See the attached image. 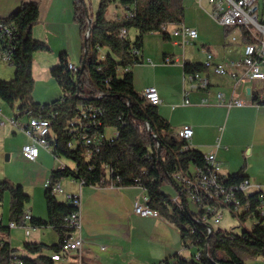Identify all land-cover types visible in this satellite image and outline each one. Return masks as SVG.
<instances>
[{
  "label": "trees",
  "instance_id": "obj_1",
  "mask_svg": "<svg viewBox=\"0 0 264 264\" xmlns=\"http://www.w3.org/2000/svg\"><path fill=\"white\" fill-rule=\"evenodd\" d=\"M111 1L114 0H99L96 13L90 14L85 0H73V21L78 25L82 41L80 62L86 40L85 64L83 69L80 63L76 70L69 68L68 54L61 51L49 73L59 85L62 96L43 104L36 102L32 95L34 53L50 50L48 43L33 35V28L39 22V5L36 1H25L6 17H0V24L12 28L10 64L14 66L12 78L0 80V100L16 107L19 114L30 113L49 119L53 131L49 136L52 152L72 163L63 162V168L58 164L48 176L49 183L43 194L45 218L29 211L28 222H23L30 195L21 184H14L9 179L0 181V203L5 191L9 193V222L14 221L19 227H50L57 235V240L51 244L24 241L25 253L16 255L18 248L9 242L11 227L0 219V264H56L50 254L60 252L64 238L73 231L65 217L76 209L72 202L58 200L52 190L66 177L93 185H141L148 204L174 223L181 236L184 253L176 252L159 262L247 264L248 258L264 257V215L260 213V192L235 191L234 197L245 206L241 212H235L234 205L222 201L223 194L218 197L204 195L203 203L228 208L241 223L252 220L251 227L240 232L214 228L213 225L209 231L211 224L202 220L204 208L192 210L185 195L174 199L182 188L175 175L190 174L193 166L207 168L204 153L175 135L169 121L159 113L158 105L151 104L134 87L130 67L143 62L144 36L156 31L164 40H169L171 35L164 27L183 22L184 0H118L123 12L132 14L115 13V16L108 17ZM232 28H225V33ZM132 30L136 32L134 38L130 37ZM242 36L245 42L250 40L244 30ZM0 43L3 44V40ZM206 48L210 49L209 46ZM182 67L184 73L207 69L203 62L189 60H184ZM118 69H121L120 73ZM252 97L257 99V93ZM107 129H111V134L116 132L112 139L105 137ZM86 132L88 136L103 134L100 144L85 145L81 136ZM242 170L222 173L220 182L224 187L237 185L248 178ZM165 184L174 186L176 193H164L161 188ZM193 247L196 252H191L190 256L185 254V250Z\"/></svg>",
  "mask_w": 264,
  "mask_h": 264
},
{
  "label": "crops",
  "instance_id": "obj_2",
  "mask_svg": "<svg viewBox=\"0 0 264 264\" xmlns=\"http://www.w3.org/2000/svg\"><path fill=\"white\" fill-rule=\"evenodd\" d=\"M25 1H36L39 5V22L33 28V35L49 44L50 50L46 52L65 51L70 63L78 65L82 41L78 25L72 19L73 0H0V17H6ZM204 3L210 6L211 11L212 5L208 0H192L189 5H185L184 20L179 25L194 27L199 24L200 21L188 17L187 10L195 14L202 12ZM220 25L221 35L215 41L226 48L232 46L233 54L224 48L215 55L212 42L201 41L197 50L202 48L204 56L199 59L197 53L190 50L189 46L185 47V44L179 42L180 38L176 39L177 36L164 40L156 31L148 33L149 36L145 35L147 37L144 36L146 39H143V62L148 61V66H155L156 62H165L166 58L172 59L181 70L182 82L179 80V84L168 91L157 88L153 81L143 88L150 85L157 88L161 99L158 105L159 113L169 121L172 128L177 127L174 132L184 125L191 126L193 132L188 140L190 147L197 148L204 154L214 153L224 174L243 168L242 173L249 177L252 184H259L264 188V78L236 81L227 74H216L211 68L203 71L210 80L206 88H189L183 78L184 60L202 63L207 50L214 54L216 61L243 55L245 41L242 31L232 28L225 33V28L229 27ZM64 26L70 28V42L64 36ZM175 27V24H170L168 29ZM198 32L199 38L209 40L206 31L201 29ZM152 37L158 40V47L155 42L151 44L148 41ZM171 42L175 45L174 49H165ZM178 45H181V48H177ZM261 70L264 72V66ZM185 90H188L190 102L184 105L181 102ZM217 91H222L226 99L232 95L241 97L246 104L231 107L218 104ZM254 93L261 96V101H253ZM179 112L186 119H177ZM72 183L75 186L72 191L63 185L62 187L65 192L80 195L81 227L74 235L82 238V246L80 250L71 252L61 260L72 258L74 264H155L176 252H183L180 232L174 223L162 215L140 216L134 213V201L137 198L142 199L145 193L141 186L80 185L78 181ZM31 214L36 215L35 212ZM12 229L10 228L9 236L11 245ZM262 261L264 264V257Z\"/></svg>",
  "mask_w": 264,
  "mask_h": 264
},
{
  "label": "built area",
  "instance_id": "obj_3",
  "mask_svg": "<svg viewBox=\"0 0 264 264\" xmlns=\"http://www.w3.org/2000/svg\"><path fill=\"white\" fill-rule=\"evenodd\" d=\"M211 5V15L223 26L239 28L247 32L250 40L245 42L243 55L238 58H229L222 61H216L214 54L207 50L206 58L203 61L207 68H211L213 72L219 75L227 74L236 81H242L245 79H257L264 78V72L261 68L264 66V15L259 18L258 16V3L257 0H208ZM123 8V7H122ZM124 14H132L131 12H123ZM170 25V24H169ZM167 29L171 36H180L179 42L184 45L189 40H195L197 37V30L185 25H176L173 29ZM122 30V34H124ZM88 32H86L87 35ZM12 28L6 24H0V40H3V44L0 43V61L10 63L12 60L10 44H11ZM234 39V37H232ZM135 52H138L135 50ZM165 62H174L170 58H166ZM69 68L76 70L77 65L69 63ZM184 81L188 84L189 88H206L210 84V80L207 74L203 72L184 73ZM188 90L184 91V97L182 104H188L189 98L187 95ZM141 95L153 105H159L161 102L158 90L155 86L150 85L142 89ZM261 96L253 101L260 100ZM217 103L231 106H242L246 102L241 97L232 95L226 99L222 91L216 92ZM252 101V102H253ZM2 108L0 107V126L10 125L13 129L21 128L28 138V141L22 145L21 151L23 155L30 159L35 160L38 157L41 148L48 149L50 152L53 150V145L49 136L53 135L52 128L50 126L49 119L42 116L31 115L30 113L17 114L11 116H4L2 114ZM192 128L189 125L182 126L179 130L174 132L175 135L186 139L187 141L192 136ZM111 135H105L106 138L112 139ZM103 134H94L88 136V133L82 134V142L85 145L100 144V140ZM90 154V151H88ZM53 156L59 160V166L64 167L63 161L60 157ZM207 168H201L193 166L190 174L181 175L180 173L175 175L176 180L181 183V191L174 195V199L185 195L188 201L197 208H204L205 212L202 216L203 221H208L211 225L208 226V230L212 229V225L219 224L220 218L224 210L228 208L223 207L220 204L203 203L202 197L204 195L210 197L221 196V200L234 205L235 212H241L245 209V206L240 205L239 200L234 197L235 191H242L244 193L250 191H259L260 197V213L264 215V188L259 184H252L249 177L244 178L237 185H230L224 187L220 182V176L222 174L220 164L215 157L214 153L204 154ZM106 167V171H107ZM104 177H102V181ZM80 185L85 184L83 181H79ZM49 180L44 182V186L48 185ZM111 186H117L110 184ZM139 185V184H138ZM141 186V185H139ZM142 187V186H141ZM143 188V187H142ZM144 189V188H143ZM54 193H61L64 195L65 200L72 202L76 209L65 217L66 223L73 229L72 232L64 238L62 243V250L60 252H54L50 254L53 261H59L63 257L69 255L71 252L80 250L82 246V238L79 235H74L75 231H78L81 227L79 207H80V195L79 193L65 192L61 183H56L52 188ZM145 190V189H144ZM228 190L226 193L225 191ZM133 211L140 216H160L157 209L152 208L148 204V198L146 193L142 196V199L137 198L133 204ZM30 218L29 210L24 215L23 222H28ZM10 227L16 226L14 221L9 222ZM25 226V233H29V228ZM156 264H165L164 262H157ZM174 264V263H172Z\"/></svg>",
  "mask_w": 264,
  "mask_h": 264
},
{
  "label": "rangeland",
  "instance_id": "obj_4",
  "mask_svg": "<svg viewBox=\"0 0 264 264\" xmlns=\"http://www.w3.org/2000/svg\"><path fill=\"white\" fill-rule=\"evenodd\" d=\"M85 2L89 9V13L95 14L99 5V0H85ZM190 2H192V0H184L185 5H189ZM257 3V13L259 18H261V16L264 15V0H257ZM202 10V12H197L196 14L187 10V14L190 19L196 20L197 22L200 21V23L196 26L188 27L196 28L197 32L203 29L206 31L205 33L209 35L207 38L209 40H203V38H199V36H197L196 40H189L184 45L185 47L189 46L190 50L196 52L199 59L202 58V55L204 56V50L202 48L197 50L201 41H211L215 55L226 48V46H223L219 42L215 41V39H218L221 35V25L211 15L210 6L204 3ZM123 11L124 9L119 6L118 0H114L108 5L107 15L108 17H113L115 16V13L121 14ZM63 33L65 38H67V41L70 42L72 37L70 28L68 29L64 26ZM135 33L136 32L132 30L130 37L134 38ZM146 35L149 36L148 34ZM178 38H180V36L176 37V39ZM148 41L151 44L155 42L156 47L159 46L158 40L156 41L154 37L150 38ZM170 44L171 45H167L164 48L168 50L174 49L173 47H175V45H173L172 42ZM177 48H181V45H178ZM228 49L231 51V54H233L232 46H228L225 50ZM81 54L82 52H80L77 63L80 61ZM58 55L59 52L48 53L46 51H36L34 53L32 73L35 82L32 95L36 102L41 104L48 103L62 96V91L59 85L49 73L50 67L57 63ZM153 61H155L154 58ZM156 63L157 64H155V66H148V61H145L143 63H136L130 67V70L133 73V83L137 91L141 92L144 85L148 84L150 81H153L157 88L168 91L169 89H174L179 84V80H182V77H180L181 70L175 62L162 61L161 63ZM13 70L14 66L12 64L0 61V80L11 79L13 76ZM118 72L120 73L121 69H118ZM0 107L3 111L2 114L6 117L17 113L16 107L12 108L2 100H0ZM177 119L184 120L186 117L181 116V113L179 112L177 114ZM173 128V130H176L177 127L173 126ZM107 134H111V129H107ZM27 141V136L21 128L13 129L10 125L0 126V181L9 179L14 184H21L25 192L30 195V202L26 205V209H30L31 213L35 212L37 216L45 218L47 213L43 195L45 191L44 182L48 179L51 170L57 167L59 160L53 156L52 152L44 148L40 149L39 156L35 160L26 158L23 155L21 148ZM61 160L67 165H72L71 161L64 156L61 157ZM73 181L77 180L73 179V177H66L61 180V185L72 191L75 187L72 183ZM161 189L164 193L169 195H174L176 193V189L172 185L165 184ZM55 194L58 200H65L63 194L57 192ZM189 206L192 210L195 209V206L191 203V201H189ZM0 219H2L4 224L9 223V193L7 190L5 191L3 201L0 203ZM251 224V219L241 223L238 216L232 215L228 210H224L219 224H215L213 227H220L223 230L240 232L244 228H250ZM11 228H13L11 240L12 246L18 248L16 255H22L25 253L22 248L24 241H42L44 243L51 244L57 239L55 231H53L50 227L34 228L37 231H33L34 229L32 230L28 227L30 231L28 234L25 233V226H14ZM191 252H196V248L193 247L185 250V254L188 256H190ZM262 258L263 257L260 256L248 258L246 262L247 264H263ZM74 263L75 261L72 258L66 261L61 260L56 262V264Z\"/></svg>",
  "mask_w": 264,
  "mask_h": 264
},
{
  "label": "water",
  "instance_id": "obj_5",
  "mask_svg": "<svg viewBox=\"0 0 264 264\" xmlns=\"http://www.w3.org/2000/svg\"><path fill=\"white\" fill-rule=\"evenodd\" d=\"M86 53H87V47H86V40H84V51H83V56H82V60L80 62V68L83 69L84 64H85V60H86ZM250 91V89L248 88V92Z\"/></svg>",
  "mask_w": 264,
  "mask_h": 264
}]
</instances>
